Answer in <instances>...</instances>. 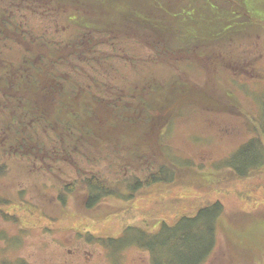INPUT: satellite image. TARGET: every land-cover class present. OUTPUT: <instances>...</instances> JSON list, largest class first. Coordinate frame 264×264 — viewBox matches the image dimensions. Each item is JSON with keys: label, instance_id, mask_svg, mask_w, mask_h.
<instances>
[{"label": "rangeland", "instance_id": "1", "mask_svg": "<svg viewBox=\"0 0 264 264\" xmlns=\"http://www.w3.org/2000/svg\"><path fill=\"white\" fill-rule=\"evenodd\" d=\"M242 1L241 7L230 0L117 1L127 4L130 9L153 4L171 6L179 11L192 8V16L185 20L188 25L181 24L184 30L181 38L190 40V48L184 54L185 58L180 56L179 66L175 67L169 57L158 60V55L151 52L146 43L123 40L126 55L135 56L134 70L140 73L135 74L128 65L129 58L118 51L122 57L115 58L119 65L116 67H122V76L115 77L112 69L100 62L92 65V68L106 72L108 77H104V82L143 80L146 74L168 79L175 72L182 76L181 80L189 89L201 85L209 93L214 90L221 94L222 104L233 103L234 108L210 110L190 106L179 108L180 113L174 115L171 114L173 111L167 110L170 121L161 130L156 128L151 139L155 142L161 135L163 151L178 163L190 158L192 167L185 174L178 169L180 173L170 183H154L138 189L135 194L126 182L133 175H139L137 167L133 166L134 170L130 166L127 172L117 156L110 159L101 155L92 160L75 157V163L69 161L63 164V169L57 165L56 169H51L47 161L35 160L33 163V157H14L12 151L10 154L0 152L8 159L5 172L0 174V264H150L148 253L134 245L122 249L114 261L105 245L95 239L87 240L76 224L82 223L83 234L88 230L87 233L90 231L92 235L106 237L118 234L124 219L127 224L146 227L151 213L156 219L155 224L147 225V228L156 230L159 220L173 222L175 208L171 205H175L181 196L187 206L176 208L178 215L192 208L198 199L219 198L223 207L216 226L215 246L202 264H264L263 173L254 171L243 181L216 163L254 133L250 121L257 125L264 100V0ZM52 3L51 6L55 4ZM84 14L80 12L81 16ZM66 15V12L56 13L53 9L48 12L45 8L43 12L22 9L16 11L14 17L21 23V31L27 28L34 33H45L41 36L47 38L61 39L70 33L71 25ZM250 16L255 22L249 21ZM110 17L112 19L105 18V25L119 18L116 14ZM250 23L257 24L251 29ZM4 27H0V31L8 39ZM115 28L129 29L130 26L125 27L119 21ZM5 44L1 47L7 53L9 44ZM48 99L38 100L41 110L47 109ZM8 118L5 115L3 120L0 106L1 124L4 125ZM89 176L100 178L111 189L109 194L99 196L92 206H86L89 189L85 183ZM6 201L11 205H29L35 216L22 209H15L12 215L5 216L4 213L9 211ZM162 202L167 204L166 208L160 206ZM238 219L243 221L234 223Z\"/></svg>", "mask_w": 264, "mask_h": 264}, {"label": "trees", "instance_id": "2", "mask_svg": "<svg viewBox=\"0 0 264 264\" xmlns=\"http://www.w3.org/2000/svg\"><path fill=\"white\" fill-rule=\"evenodd\" d=\"M52 1L55 2L53 6ZM117 1L0 0V27L5 26L8 36L7 39L0 31V43L4 40L0 44V106L3 120L5 115L9 116L4 125L0 122V152L10 154L12 151L14 157H33V160L28 159L33 163L35 160L47 161L51 169H56L55 165L63 169V164L69 161L75 163V157L92 160L101 155L110 159L117 156L127 172L130 166L137 167L139 175H133L126 182L135 194L138 189L154 183H170L180 173L178 169L185 174L192 167L190 158L178 163L163 151L161 135L155 142L151 139L156 128L159 131L170 121L167 110L173 111L171 114L174 115L180 113L179 108L190 106L210 110L234 107L233 103L228 102V107L222 104L221 94L214 90L209 93L201 85L189 89L181 80L182 76L175 72L170 79L146 74L143 80L104 82V77H108L106 72L92 68L97 62L110 67L115 77L122 76V67H116L119 66L116 57L123 54L129 58L128 65L133 72L136 70L135 56L130 58L126 55L123 40L146 43L151 52L158 55V60L169 57L175 67L179 66L180 56L187 54L190 48V40L181 38L184 32L181 24L190 19L192 8H180L179 11L171 6L153 4L130 9L127 4ZM230 1L239 7L243 3L242 0ZM45 8L48 12L49 9L56 10V13L66 12V20L71 25L69 35L59 39L41 36L45 33H34L27 28L21 31V23L14 17L16 11L43 12ZM81 11L87 17L81 16ZM181 13L184 16L179 17ZM113 14L119 16L118 21L105 25V18L109 16L112 19L110 16ZM119 21L130 28H115ZM249 21L255 22V19L250 16ZM250 24L253 29L257 23ZM12 31L17 34H12ZM5 43L9 44L7 53L1 47ZM182 66L186 68V64ZM48 97L47 109L41 110L38 100ZM250 123L254 133L216 163L243 181L254 171L261 170L264 186V100L257 125L253 120ZM151 141L155 144L152 145ZM7 162L8 159L0 154V164H3L0 165V174L5 172ZM88 178L85 183L89 189L86 206H92L99 196L109 194L111 189L100 178ZM182 198L185 199L181 196L175 205H171L175 208V220L170 223L159 220L156 230L147 228V225L155 224L156 219L151 213L146 227L127 224L124 219L120 232L106 237L92 235L90 231L87 233L88 230L83 234L82 223L78 222L76 226H80L78 231L87 240L95 239L100 245H105L114 261L122 249L134 245L148 253L150 264H202L215 246L216 226L223 207L219 198L198 199L192 208L178 215L176 208L185 205ZM28 206L21 203L11 205L9 202V211L5 210L4 215L9 216L15 209H22L24 213L35 216ZM160 206L166 208L167 204L162 202ZM236 221L243 219L234 223Z\"/></svg>", "mask_w": 264, "mask_h": 264}]
</instances>
